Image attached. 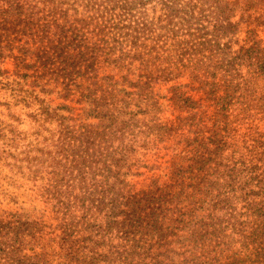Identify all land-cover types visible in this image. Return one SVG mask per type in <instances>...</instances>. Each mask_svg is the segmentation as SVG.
<instances>
[{
  "label": "rangeland",
  "instance_id": "rangeland-1",
  "mask_svg": "<svg viewBox=\"0 0 264 264\" xmlns=\"http://www.w3.org/2000/svg\"><path fill=\"white\" fill-rule=\"evenodd\" d=\"M0 264H264V0H0Z\"/></svg>",
  "mask_w": 264,
  "mask_h": 264
},
{
  "label": "trees",
  "instance_id": "trees-1",
  "mask_svg": "<svg viewBox=\"0 0 264 264\" xmlns=\"http://www.w3.org/2000/svg\"><path fill=\"white\" fill-rule=\"evenodd\" d=\"M127 28L128 29H130V30H128L124 35H125V39L126 38H128L129 36H133V33H136V29H135V27H129V26H127ZM136 35L134 36V39L136 40Z\"/></svg>",
  "mask_w": 264,
  "mask_h": 264
}]
</instances>
